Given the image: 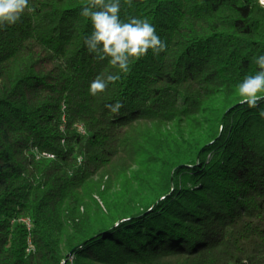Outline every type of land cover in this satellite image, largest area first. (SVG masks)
Instances as JSON below:
<instances>
[{
    "label": "trees",
    "instance_id": "1",
    "mask_svg": "<svg viewBox=\"0 0 264 264\" xmlns=\"http://www.w3.org/2000/svg\"><path fill=\"white\" fill-rule=\"evenodd\" d=\"M88 2L29 0L0 30V264H70L84 240L73 264H264V118L237 93L260 0H120L167 44L128 73L88 52Z\"/></svg>",
    "mask_w": 264,
    "mask_h": 264
},
{
    "label": "clouds",
    "instance_id": "2",
    "mask_svg": "<svg viewBox=\"0 0 264 264\" xmlns=\"http://www.w3.org/2000/svg\"><path fill=\"white\" fill-rule=\"evenodd\" d=\"M131 4V0H127ZM264 6V0H260ZM32 12L29 0H0V30L18 23L25 11ZM80 15L89 18L93 31L84 43L89 53L95 54L97 60L110 58L111 65L121 72L130 71V60L144 57L149 50L156 55L166 51L167 44L156 33L155 27L146 19L130 18L129 22L120 19V0H89ZM259 71L255 75H247L237 85V93L241 104L249 108H259V115L264 118V55L255 58ZM118 75L97 76L90 84L92 96L104 92L109 84L116 82ZM113 113L122 107L120 102L108 106Z\"/></svg>",
    "mask_w": 264,
    "mask_h": 264
},
{
    "label": "water",
    "instance_id": "3",
    "mask_svg": "<svg viewBox=\"0 0 264 264\" xmlns=\"http://www.w3.org/2000/svg\"><path fill=\"white\" fill-rule=\"evenodd\" d=\"M121 220L117 221L115 225H117ZM86 243V240L82 241L81 243L75 245L69 252V256L75 254V252L80 249L84 244Z\"/></svg>",
    "mask_w": 264,
    "mask_h": 264
},
{
    "label": "bare ground",
    "instance_id": "4",
    "mask_svg": "<svg viewBox=\"0 0 264 264\" xmlns=\"http://www.w3.org/2000/svg\"><path fill=\"white\" fill-rule=\"evenodd\" d=\"M82 127V126H81ZM48 157H50V156H52V155H50V154H46ZM22 221H24L26 224L28 223V225L30 226V224H29V220L27 219V218H24ZM28 243H29V240H28ZM28 248H29V245H28ZM29 252V251H28ZM73 257H74V255H71V256H69L67 259H64L63 260V263L64 262H66V261H69L70 262V264H73Z\"/></svg>",
    "mask_w": 264,
    "mask_h": 264
},
{
    "label": "built area",
    "instance_id": "5",
    "mask_svg": "<svg viewBox=\"0 0 264 264\" xmlns=\"http://www.w3.org/2000/svg\"><path fill=\"white\" fill-rule=\"evenodd\" d=\"M78 127L80 130H83V128L81 126H78ZM26 225H27V227H29L28 223ZM30 249H31V245H30V241H29V248H27V251H30ZM62 263H63V261H62Z\"/></svg>",
    "mask_w": 264,
    "mask_h": 264
},
{
    "label": "rangeland",
    "instance_id": "6",
    "mask_svg": "<svg viewBox=\"0 0 264 264\" xmlns=\"http://www.w3.org/2000/svg\"><path fill=\"white\" fill-rule=\"evenodd\" d=\"M23 219H24V218H23ZM23 219H22V220H23Z\"/></svg>",
    "mask_w": 264,
    "mask_h": 264
}]
</instances>
